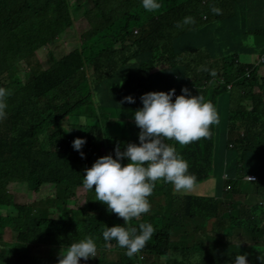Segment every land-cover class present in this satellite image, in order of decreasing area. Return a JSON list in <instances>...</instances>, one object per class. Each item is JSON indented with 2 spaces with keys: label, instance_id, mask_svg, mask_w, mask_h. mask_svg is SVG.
<instances>
[{
  "label": "trees",
  "instance_id": "1",
  "mask_svg": "<svg viewBox=\"0 0 264 264\" xmlns=\"http://www.w3.org/2000/svg\"><path fill=\"white\" fill-rule=\"evenodd\" d=\"M75 1L0 0V87L8 92L3 100L6 115L0 118V165L22 164L24 169L19 181L35 189L42 186L51 189L50 197L43 200L39 211L4 200L0 203V264H56L61 251L85 236L95 240L96 257L81 259L80 264H231L238 254L236 248L233 251L208 248L205 242L193 246L179 243L173 247L171 238L175 230L182 231L196 217L197 201L206 210L203 216L227 219L233 234L250 231L254 242L264 243V141L259 139L240 137L237 146L230 149L227 143H218L222 133L214 127L216 131L206 146H196L194 142L179 145L167 140L179 154H185L188 171L195 176L194 185L182 193L174 190L171 183L158 180L147 197L149 211L127 222L109 211L106 204L95 200L94 191L83 187V170L91 167L98 157L112 154L115 159L113 149L117 145L123 151L126 143H138L139 128L135 123L109 122L106 115L101 116L106 110L135 111L142 107L140 95L148 91L175 89L174 94L179 95L181 88H187L191 94L199 93L196 91L204 85L203 80L187 77L184 67L174 57L180 51L195 47L191 43L181 47L187 34L213 57H219L220 51L225 85L252 86L256 68L254 62L238 60L239 53L234 51L236 42L226 51L218 45L214 34L209 38L202 33H225L230 31L228 26L209 30L210 23L206 21L197 27L196 14L188 16L194 22L186 28L180 25L181 16L190 13L196 0L186 4L184 0H158L160 7L152 11L145 10L141 0L132 8L126 5L127 0H97L94 8L97 19L93 18L92 27L69 50L57 53L60 56L53 57L55 51L48 50V63L43 68L35 54L73 28L72 12L82 7L85 0L77 7ZM215 1L222 7L226 1L234 9L225 16L230 27L237 30L244 24L247 28L244 41L235 38L243 42L249 39L264 53V0ZM213 8L214 3L205 6L203 11L215 16L224 11L217 7L220 11L216 13ZM83 15L90 18L87 10H83ZM190 32L200 33L195 34L196 39ZM112 48H117V54H110L111 63L88 76L86 69L91 67V61L98 57L103 60V55ZM248 70L249 78L246 77ZM225 85L219 84V87L224 89ZM128 95L134 98L133 103L123 100ZM250 98L253 100L251 95ZM27 102L32 103L31 119L15 122L14 112ZM256 105L237 112L246 132L251 131ZM216 110L224 114L226 124H232L237 117L228 103L216 106ZM111 124L119 129L118 135H112ZM105 129L109 130L108 134ZM78 137L85 140L80 150L83 158L71 143ZM245 175H254L255 185H247L243 180ZM210 179L214 181V190L199 188ZM12 180L7 176L0 184L5 186ZM78 189L85 190L84 202L70 209L68 203L75 204ZM235 196L243 200H235ZM46 204L48 210L40 213ZM244 206H248L246 211ZM141 223L152 224L155 231L137 253L126 255L115 240L105 246L104 226L121 224L138 228ZM5 227L13 234L10 244L2 239ZM37 246L48 249L44 258ZM242 250L247 264H264V252L253 254ZM173 251L178 252L177 257Z\"/></svg>",
  "mask_w": 264,
  "mask_h": 264
},
{
  "label": "clouds",
  "instance_id": "2",
  "mask_svg": "<svg viewBox=\"0 0 264 264\" xmlns=\"http://www.w3.org/2000/svg\"><path fill=\"white\" fill-rule=\"evenodd\" d=\"M190 0H184L188 3ZM217 1L201 0L191 7L190 13L182 15L180 25L186 28L194 22L188 17L196 14L197 27L208 22V15L203 11ZM140 3V2H139ZM143 8L147 11L158 9V0H141ZM231 10V4L224 7ZM213 12L219 13L218 8ZM184 21V22H183ZM179 23V22H176ZM137 33V30L134 31ZM257 65H261L258 63ZM203 70L208 71L207 68ZM247 73V71H246ZM212 76L216 75L211 70ZM250 72L247 78H249ZM175 89L165 91H148L140 95L142 107L132 113L135 125L139 128L138 143H126L123 151L117 145L112 154L98 157L83 172V187L94 191L95 200L106 204L107 209L117 214L127 222L149 211L150 203L147 199L151 195L155 182L163 180L171 183L176 191H190L195 182L194 174L189 173L187 161L177 152L174 145L166 143L174 140L179 145H186L200 138L210 136V125L219 123V115L210 101L203 96L192 95L187 88H181V94L175 95ZM7 90L0 87V118L6 115L4 97ZM124 101L133 103L131 95L125 96ZM72 147L83 158L81 150L85 144L82 137L72 140ZM126 160V163H121ZM242 174V173H239ZM253 179H248V177ZM246 182H257L254 175H245ZM94 185V188H93ZM226 197L223 196L225 201ZM155 229L150 223H141L137 227H124L119 225L104 226L102 238L105 246L115 240L118 247L125 249V254L132 256L141 250L145 243L151 239ZM97 246L92 237L71 242L60 252L56 264H80L81 259L88 260L96 257ZM231 264H247L246 254L234 255Z\"/></svg>",
  "mask_w": 264,
  "mask_h": 264
},
{
  "label": "rangeland",
  "instance_id": "3",
  "mask_svg": "<svg viewBox=\"0 0 264 264\" xmlns=\"http://www.w3.org/2000/svg\"><path fill=\"white\" fill-rule=\"evenodd\" d=\"M84 0H77L75 1L76 7L77 4H81ZM96 1L97 0H85L82 7H79L77 10H74L72 12L73 16V28L65 33L61 39H59L57 42L51 44L48 46V48H42L38 50L35 54V59L38 61V64L42 66L43 68L46 67V64L48 63L46 59L48 58V50L49 51H55L52 53L53 57H58L60 54L57 53H63L69 50L72 46V43H77V40L79 36L84 34L88 27H92V20L93 18H96L95 16L97 14L94 13V8L96 7ZM210 2L212 0H209ZM139 0H127L126 5L132 8L135 6ZM198 4L201 3V0H196ZM229 3L226 1L224 2V7H227ZM186 10H190L189 8L184 7ZM83 10H87L90 12V18L85 17L83 15ZM229 11V10H227ZM158 18V17H157ZM97 19V18H96ZM96 21V20H95ZM97 22V21H96ZM121 51H123L122 48H119ZM118 49V50H119ZM113 53L117 54V48H112L108 50L102 57H98L95 60L91 61V67L87 70L86 74L89 76L93 72L99 71L102 67L106 66L107 64H110L112 61V58L110 57V54ZM188 57L192 58H201L202 54L198 52H189ZM251 59H257V56H253ZM238 60L241 63H244V59L242 57H238ZM200 68V67H199ZM91 109H89V113H91ZM134 111H113V110H106L102 117H105V115L108 117L109 122L115 121L119 124H122L124 122L127 123H133L134 120L132 118V113ZM88 110H84V114H87ZM32 117V103L27 102L23 104L21 107H19L13 114V118L15 122H22L30 120ZM225 121V120H224ZM224 121L220 125V131L222 133L221 138L219 139L218 143H227L228 148L233 149L234 146H237L238 139L243 135L244 133V127H241V118L239 115L233 120L232 124H226ZM107 124V123H104ZM117 125V124H116ZM109 128H111L112 135L119 134V129H115L116 126L113 124L109 125ZM254 129V127H253ZM257 129L260 135L261 141H264V126L258 127ZM254 129V130H257ZM108 129H105V133L108 134ZM216 131V130H215ZM213 129L210 130V136L208 138H200L197 141H193V145H201L206 146L210 143L212 139V135L214 134ZM115 133V134H114ZM215 141V139H214ZM41 144V141H39ZM185 160L186 156L185 154H180ZM200 155V154H198ZM212 155V154H211ZM231 165V161L228 162V166ZM216 167H219V164H216ZM23 166L22 164L18 165L16 163L10 162L9 164L0 165V182L4 179H7V176L13 178L14 180H20L22 178L21 173H23ZM240 173V171H239ZM238 173V174H239ZM10 181L5 184V186H1L0 184V203L4 200L5 203L11 202L12 204L16 205H27L33 208L35 211H39V208L44 204L43 200L50 197L51 189L48 188V186H42L38 189H35L31 186H28L25 182L19 181L18 183L16 181ZM214 181L212 179L205 181L200 184L199 188L202 190H214ZM247 185H255V182H248ZM175 190V189H174ZM182 193H186V191H179ZM84 196H85V190L84 189H78L77 191V197L75 199V204L72 205V202L68 203V208L72 209L83 204L84 202ZM235 200H239L240 202L243 200L241 196H235ZM243 209L246 211L248 209V206H244ZM47 204L46 207L40 212L47 211ZM10 211V208L8 209V212ZM210 211V210H207ZM195 213L196 217L187 223V226L182 230L179 231L178 229L175 230V233H173L171 241L173 243V247L176 248L179 243H185L187 246H193L197 242H205L208 244V248L211 246H214L216 248L223 250H231L233 251L234 248H236V251L238 253H242L243 250H249L251 253L256 254L260 251L264 252V243L259 242L256 243L252 240L250 231H247L244 233H236L234 231V234L230 231V222L227 219L218 218H212V217H205L203 216L206 213V210L202 208V205L200 206L199 201L196 202L195 206ZM5 215L4 213H1ZM222 229V231H221ZM229 235V237H227ZM13 234L9 227H5V229L2 232V239L5 244L12 243ZM38 250L41 252V257L44 258L47 253L48 249L45 247H39L37 246ZM34 254L37 253V249H35ZM243 254H246L245 252ZM173 255L175 257L178 256L177 251H173ZM53 256H57V254L53 253ZM247 258V257H246Z\"/></svg>",
  "mask_w": 264,
  "mask_h": 264
},
{
  "label": "crops",
  "instance_id": "4",
  "mask_svg": "<svg viewBox=\"0 0 264 264\" xmlns=\"http://www.w3.org/2000/svg\"><path fill=\"white\" fill-rule=\"evenodd\" d=\"M140 2V0H139ZM139 2L137 4H139ZM220 7L224 9L219 15L210 14L208 15V22L210 23L208 28L209 30H214L218 27L228 26L230 31L226 30L225 33L220 31L215 32H202L208 35L209 38H213V34L215 39H217V43L219 46L223 47V50L230 51L232 48V43L236 42L237 45L234 48V51L239 53V58L242 57L244 59L243 62L250 63L254 62L256 71L253 74L254 82L252 86L245 87H237L234 86L233 83L224 84L223 81V68H222V58H215L212 56V53L205 48H201L198 44L192 40L189 34L182 40V46H186V44L191 43L195 47L193 50L189 51H180L176 55H174L177 63L182 65L185 69V74L187 77L191 79H199L203 80L204 85L200 90H197L192 95H200L203 96L206 101H210L216 110V106H220L223 103H228L232 108V113H236L238 115V111L242 110H250L252 109L253 104H257L253 112L252 122H251V131L246 132L244 130L241 138L248 137L252 141H256L260 139V135L257 127L262 126L264 124V65H257V59L260 55L264 54L259 52L258 48L256 49L254 45L251 44L250 40L247 39L243 42V36L245 32V25H240L237 30L234 27H230L228 22L225 20V16L230 12L227 11L224 7H222L218 2L214 3V8ZM200 32H190V34L195 35ZM196 39L197 35L194 36ZM242 39L238 40L236 38ZM185 40V42H183ZM214 43V40L211 41V47ZM253 47V48H252ZM178 48L175 46V49ZM180 48V47H179ZM189 52H198L202 54L201 58H192L188 57ZM257 56V59H251L253 56ZM200 67V68H199ZM203 68H207L208 71L203 70ZM211 70H215L216 75L212 76L210 74ZM252 76V77H253ZM252 79V78H251ZM219 84L225 85V88H220ZM252 96L253 100L250 98ZM227 107V106H226ZM217 112V110H216ZM218 113V112H217ZM219 123L210 125L212 129L216 127V130L220 131V125L224 121V114H219ZM257 129L254 130L253 129Z\"/></svg>",
  "mask_w": 264,
  "mask_h": 264
},
{
  "label": "built area",
  "instance_id": "5",
  "mask_svg": "<svg viewBox=\"0 0 264 264\" xmlns=\"http://www.w3.org/2000/svg\"><path fill=\"white\" fill-rule=\"evenodd\" d=\"M258 63L261 65H264V55L259 58ZM249 72L250 71L248 70L246 73V76H248ZM248 179H253V177L250 176V177H248Z\"/></svg>",
  "mask_w": 264,
  "mask_h": 264
}]
</instances>
